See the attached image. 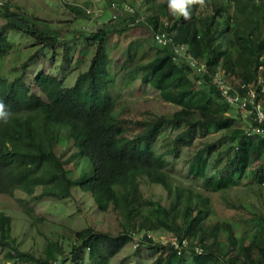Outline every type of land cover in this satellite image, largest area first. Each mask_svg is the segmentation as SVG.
I'll use <instances>...</instances> for the list:
<instances>
[{
    "label": "trees",
    "instance_id": "obj_1",
    "mask_svg": "<svg viewBox=\"0 0 264 264\" xmlns=\"http://www.w3.org/2000/svg\"><path fill=\"white\" fill-rule=\"evenodd\" d=\"M141 1L147 10L143 18L153 34L165 31L169 42L164 46L147 38L128 42L118 59L123 72L120 83L112 67L116 61L111 55L112 38L129 24L105 23L81 33L95 50L89 66L73 83H68V72L60 75L53 70L37 69L29 78L31 64L40 54L53 58L60 39L39 24L38 17L1 4L0 14L9 21L0 27V196L20 191L38 199L77 202L81 191L98 211H116L121 222L117 234L91 226L72 235L63 233L37 255L20 249L13 218L1 212L0 250L7 249L13 264H111L142 231L147 232L140 244L154 252L152 264H264V210L238 222L208 221L207 210L213 211L210 197L173 172V159L182 148L191 147L212 130H231L232 146L222 151L218 144L222 139L203 143L185 161L187 175L205 190L222 191L236 185L253 167L259 185H264V137H250L246 130L234 127L240 123L230 114L234 105L223 100L212 80L222 69L228 82L254 83L260 92L264 0H194L187 18L172 10L169 0ZM125 6L117 8L115 18L125 13L124 19L134 23L142 17V7L122 11ZM74 10L93 15L87 9ZM16 34L32 40L33 52L20 67L5 71V59L20 49ZM182 44L187 56L205 64V72H197L185 58L176 59L175 48ZM70 60L80 66L84 59L71 56ZM260 76L263 84L258 85ZM138 81L181 108L142 121L122 118L118 109L123 91ZM259 98L264 107V95ZM127 124L139 130L129 133ZM167 126L185 128L172 139V146L159 150L155 140ZM215 153L216 162L224 154L228 158L212 175L209 155ZM142 179L166 191L167 205L144 196ZM18 200L33 219L36 215L29 201ZM36 218L32 224L42 220ZM156 230L172 233L180 243L187 239L188 245L179 251L170 241H155L148 233ZM198 246L202 253L196 251ZM186 251L191 252L190 262Z\"/></svg>",
    "mask_w": 264,
    "mask_h": 264
},
{
    "label": "rangeland",
    "instance_id": "obj_2",
    "mask_svg": "<svg viewBox=\"0 0 264 264\" xmlns=\"http://www.w3.org/2000/svg\"><path fill=\"white\" fill-rule=\"evenodd\" d=\"M113 2L120 6L133 7L136 10L142 7V17L146 16V6L141 0H0V9H3L1 4L4 3L14 9L25 11L29 16L38 17L39 21L37 22L48 27L60 39L56 45L54 57L49 58L45 54H40L33 62L34 64H31L28 77H33L34 70L37 69L46 72L53 70L54 73L60 75H65L68 72L67 75L70 79L68 83H73V78L89 66L95 50L94 45L86 44L81 33L105 23L114 27L129 24L127 30L114 34L112 38L115 49L111 55L116 60L112 67L114 71L118 72V82L120 83L123 72L120 71L121 61L118 59L123 57V51L128 42L137 38H147L152 42L154 40L151 26L145 20L142 19L134 23L129 20L126 21L124 18L127 17V14L125 13H121L115 18L114 15L117 14V10L112 7ZM75 7L87 9L93 15L79 14L74 10ZM1 13L3 14V12ZM8 21V18L0 14V27ZM14 37L19 43L20 49L15 50L5 59V71H10L13 67H20L28 55L33 52L30 47L32 40L29 37L21 34H16ZM71 56L74 59L83 58V63L78 66L75 60H70ZM121 99L118 112L127 121H142L151 119L154 115H170L181 108L179 105L166 101L160 92L152 86H144L140 81L135 86L126 88ZM230 114L236 116L240 121L234 127L238 126L244 131L248 130L251 125V118L245 111L237 106H232ZM127 125L129 133L139 130L137 125ZM184 128L185 126L181 128L167 126L164 128L162 136L155 140V142L158 141L156 143L158 149L163 150L172 146V139ZM230 133L231 130H212L205 138L196 139L191 147L182 148L179 156L173 159V172L176 178L181 179L185 184L192 185L195 190L210 197L213 211L207 210V215L209 216L208 221L211 222L220 219L238 222L264 210V185H259L254 176L253 167L247 176L237 181L236 185L222 191L205 190L198 181L192 180L186 173L187 164L185 161L203 143L222 139L218 143L222 151L231 147L233 139L230 137ZM217 158L216 153L209 155V174L213 175L216 169L224 167L228 156L224 154L220 162H216ZM140 187L145 197L167 205L166 191L160 185L142 179ZM40 192L41 188L37 190V194ZM77 198V202L71 198L44 197L38 199L36 196L28 197L26 194L16 191L14 196H0V213L3 212L13 218V233L19 241L20 249L37 255L44 253L49 240H57L63 233L72 235L75 231L89 226L113 234H117L121 230L120 217L116 211H98L93 207L90 198L83 195L81 191H78ZM18 199L28 200L35 211V215L41 217L42 220L32 224V220L37 219L36 216L32 219L24 211ZM145 232L147 231H142L137 235L134 242L127 244L114 256L111 264H152L155 258L154 252L140 244ZM148 235L153 237L155 241H160L173 234L156 230L150 231ZM6 252L7 249L0 250L1 264H13L14 259L7 258ZM185 257L190 262L191 252L186 251Z\"/></svg>",
    "mask_w": 264,
    "mask_h": 264
},
{
    "label": "built area",
    "instance_id": "obj_3",
    "mask_svg": "<svg viewBox=\"0 0 264 264\" xmlns=\"http://www.w3.org/2000/svg\"><path fill=\"white\" fill-rule=\"evenodd\" d=\"M112 7L117 10L120 7L117 3H112ZM130 10L134 11L132 7L125 6L122 11ZM145 20L143 17L139 18L140 20ZM154 41L160 45L164 46L169 42L168 33L165 31L154 32L153 34ZM186 46L184 44L178 45L175 48L176 59L185 58L188 63L195 67L197 72L203 73L206 71V66L203 62L198 59L187 56L185 53ZM214 85L220 92L223 100L231 105L239 107L241 110L245 111L247 115L251 118V125L246 131L247 135L250 137L260 136L264 137V107L262 106V99L259 98V95H264V85L261 86L260 92H258L254 83H238L233 84L226 80L223 74V70L219 69L212 77ZM257 84H263V78L260 76L257 80ZM164 244H167V241H170L172 245L181 250L182 246L188 245L187 239H183L182 243L176 236H170L167 239H162ZM198 253H202V247H196Z\"/></svg>",
    "mask_w": 264,
    "mask_h": 264
},
{
    "label": "clouds",
    "instance_id": "obj_4",
    "mask_svg": "<svg viewBox=\"0 0 264 264\" xmlns=\"http://www.w3.org/2000/svg\"><path fill=\"white\" fill-rule=\"evenodd\" d=\"M194 0H169V7L176 13L183 15L187 18L190 14V5ZM202 2V0H201Z\"/></svg>",
    "mask_w": 264,
    "mask_h": 264
}]
</instances>
